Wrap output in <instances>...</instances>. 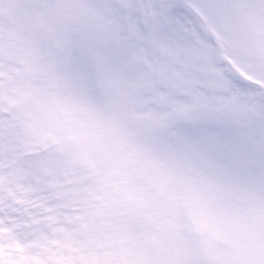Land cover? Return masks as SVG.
I'll use <instances>...</instances> for the list:
<instances>
[{"label":"snow or ice","instance_id":"1","mask_svg":"<svg viewBox=\"0 0 264 264\" xmlns=\"http://www.w3.org/2000/svg\"><path fill=\"white\" fill-rule=\"evenodd\" d=\"M0 11L13 13L0 21V64L22 66L42 113L21 117L33 154L20 163L49 171L43 149L75 144L85 164L57 193L78 210L54 242L67 250L32 254L4 202L0 264H264V0H13ZM240 13L255 23L252 56L229 19ZM58 207L17 219L40 226Z\"/></svg>","mask_w":264,"mask_h":264},{"label":"rangeland","instance_id":"2","mask_svg":"<svg viewBox=\"0 0 264 264\" xmlns=\"http://www.w3.org/2000/svg\"><path fill=\"white\" fill-rule=\"evenodd\" d=\"M7 2L8 0H5V3L4 0H0V5L3 3L6 5ZM260 2L261 0L244 1V3L253 5H259ZM2 17L3 14L0 11V21ZM230 17H237L238 25L232 24L239 29L241 43L248 55L252 56L256 28L251 15L240 13ZM28 91V77L22 72L21 65L14 61H9L7 67L0 64V204L7 202L8 214L13 218L12 223H20V227L14 233V238L23 242L32 254H42L49 244L63 252L67 249L62 247V242H54L60 240L65 234L75 231L76 225L72 218L78 210L74 206L69 207L66 212L57 209L59 214L50 221H44L40 226L21 223V219L26 216L25 208L34 214H46L43 205L49 204L47 201L49 194L44 192L45 188L50 189L54 195L72 189L85 174V164L79 156V146L75 144H70L62 150L57 145H48L45 150L58 152L55 168L41 171L39 178L37 176L30 181L28 180L31 176L27 170L23 169L24 165L20 162L13 163L12 160L16 156L23 153L33 154L26 147V144L31 143V138L24 135L21 117L30 121L42 120L40 111L35 109L30 102L32 99L28 96ZM13 143L18 146L12 148ZM45 152L52 157L49 151ZM58 176L60 179L56 178ZM22 180L27 181L19 184ZM57 197L59 203L64 202L60 196L57 195ZM49 205L53 206V203ZM36 227L40 228L39 233L35 231ZM97 238L102 239V235L97 234ZM83 239L87 240L88 237L84 236Z\"/></svg>","mask_w":264,"mask_h":264}]
</instances>
